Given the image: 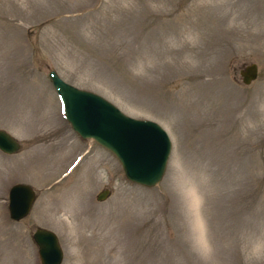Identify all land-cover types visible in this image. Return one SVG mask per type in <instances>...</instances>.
Returning a JSON list of instances; mask_svg holds the SVG:
<instances>
[{
	"label": "rangeland",
	"instance_id": "374dc122",
	"mask_svg": "<svg viewBox=\"0 0 264 264\" xmlns=\"http://www.w3.org/2000/svg\"><path fill=\"white\" fill-rule=\"evenodd\" d=\"M50 69L160 123L162 179L77 135ZM0 128L20 141L0 150V264H41L36 226L61 264H264V0H0ZM15 182L36 190L18 220Z\"/></svg>",
	"mask_w": 264,
	"mask_h": 264
},
{
	"label": "water",
	"instance_id": "95a60500",
	"mask_svg": "<svg viewBox=\"0 0 264 264\" xmlns=\"http://www.w3.org/2000/svg\"><path fill=\"white\" fill-rule=\"evenodd\" d=\"M257 72L258 67L256 63L249 62L248 65H244L243 68L239 70L238 74H240L244 84L247 85L256 78ZM47 76L51 79V85L56 91L57 97H59L60 105L63 108V117H65L70 127L75 130L77 135L86 139L91 138L95 140L98 145L100 144L112 152L117 157L119 164L123 167L124 175L127 176L130 181L136 182L139 185L152 187L162 179L164 170L167 166V158L169 159L170 156L172 143L169 140L168 133H166L164 127L160 123L158 124L152 119L136 118L129 114H125L118 106L104 98V96L94 93L90 89L73 86L71 83L67 82V80H64L55 69H50L49 72H47ZM91 122L94 123V127H89ZM110 125L111 127H109ZM123 127H133L134 129L131 128V130H129V135L127 134L128 131L123 130ZM132 130L136 133L141 132L139 134L144 133L141 135L143 145L140 151L138 150L139 153L146 155V153L142 152L145 148L144 145H146L145 142L151 146L152 143L149 142L153 138V140L158 143V152L160 151L161 154L157 162V167L141 175H138L136 171L133 172L137 163L135 161L133 164L129 162V156L131 158L132 156L128 153L130 145H127L126 141L129 142L131 132H133ZM19 145L20 141L16 140L12 133L0 128L1 151H4L6 154L16 153ZM7 192V211L11 216L10 218L18 220L20 217L29 213L34 195H36V191L30 184L27 185L24 182L14 183L9 186ZM21 192L24 194V205L21 198H19L20 202L18 201ZM108 192V188H104L96 194V198L101 200L105 198ZM15 195L17 196L18 206L14 213L12 212V210H14L12 198ZM21 206L22 208H20ZM31 239L38 246L36 250L41 264L62 263L64 253L60 248V240H58L57 233L54 230L36 226L33 229ZM46 239L51 241L50 247L52 250L48 249L46 251L44 249L47 245Z\"/></svg>",
	"mask_w": 264,
	"mask_h": 264
},
{
	"label": "bare ground",
	"instance_id": "6f19581e",
	"mask_svg": "<svg viewBox=\"0 0 264 264\" xmlns=\"http://www.w3.org/2000/svg\"><path fill=\"white\" fill-rule=\"evenodd\" d=\"M89 127H94V123L91 122ZM109 127H111V125ZM131 128L134 129L133 127H131ZM131 128L130 127L129 128L123 127V130L128 131L127 134H129V130H131ZM103 131H104V129H103ZM139 133H141V132H139ZM139 133H136L134 131L131 132V136L129 138V142L126 141V144L130 145V150L128 151V153H129V155L132 156V158L129 156V162L133 164L134 161H135L137 163L136 164L137 166H136L135 170H133V172L136 171V173L138 175H141V174L151 170L152 168L155 169L157 167V165H158L157 162L160 159L161 154H160V151L158 152V143L155 142V140H153V138L152 139L150 138L151 141L149 143H152L151 146H149V144H147V142H145L146 145H144L145 148L143 149L142 152L146 153V155H143V154L139 153L138 150L140 151V149L142 148V145H143L142 144V139H141L142 136L141 135L144 134V133H142V134H139ZM139 156H140V158H139ZM19 198H21V200L23 201V205H24V194L22 192L20 193V196L18 197V201H19ZM18 201H17V196L16 195L13 196V198H12L13 204L12 205H13V209L14 210H12V212H14V213H15V211L17 209L16 207L18 206ZM22 206L20 208H22ZM19 211H20V209H19ZM45 241H46L47 245L45 246L44 249L46 251L48 249L52 250L51 247H50L51 246V241H49V239H46Z\"/></svg>",
	"mask_w": 264,
	"mask_h": 264
}]
</instances>
